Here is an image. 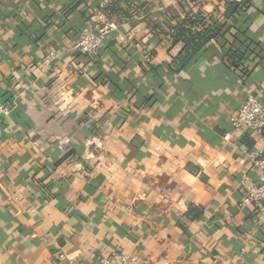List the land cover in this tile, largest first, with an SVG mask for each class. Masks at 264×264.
<instances>
[{
  "label": "crops",
  "instance_id": "obj_1",
  "mask_svg": "<svg viewBox=\"0 0 264 264\" xmlns=\"http://www.w3.org/2000/svg\"><path fill=\"white\" fill-rule=\"evenodd\" d=\"M113 5L89 58L72 48L97 0H0V264H264V211L238 206L264 138L230 123L248 94L264 106V0L235 24L221 0ZM188 13L245 39L247 75L221 41L167 73L181 44L166 28Z\"/></svg>",
  "mask_w": 264,
  "mask_h": 264
},
{
  "label": "built area",
  "instance_id": "obj_2",
  "mask_svg": "<svg viewBox=\"0 0 264 264\" xmlns=\"http://www.w3.org/2000/svg\"><path fill=\"white\" fill-rule=\"evenodd\" d=\"M223 2L240 3L242 0H221ZM98 11L92 26L83 28L73 45V50L79 54L93 58L102 48L106 37L114 28L107 14L113 0H97ZM59 56L57 51L48 52L43 65L49 68L50 63ZM10 114V108L1 100L0 122ZM230 123L234 130H246L264 138V106L255 95L248 94L240 108L230 116ZM97 142V141H96ZM94 143V142H93ZM87 149L90 144H87ZM86 149V151H87ZM243 197L239 202L240 208L256 206L261 213L264 211V150L259 149L248 157L247 172L241 179ZM63 253L58 255V261H63ZM99 264H134V258L125 254H112L101 258Z\"/></svg>",
  "mask_w": 264,
  "mask_h": 264
},
{
  "label": "trees",
  "instance_id": "obj_3",
  "mask_svg": "<svg viewBox=\"0 0 264 264\" xmlns=\"http://www.w3.org/2000/svg\"><path fill=\"white\" fill-rule=\"evenodd\" d=\"M251 2L252 0H242L240 3L224 2L226 8L223 19L230 21L231 24H235L241 13L248 8ZM114 9L115 8L112 3L110 8L107 10L109 18H111L113 13H115ZM82 29H80L76 34V40ZM166 29L168 30L167 34L169 35L172 44H181L179 53L171 60L170 63H168L167 73L171 75H178L209 46L214 43H220V41L221 44L219 48L229 67L235 70L240 69V71L245 75L249 73L248 68L244 67V65L251 59L252 54L246 49V51H241V48L244 46L245 39L233 37L231 42L225 40L231 26L215 21L212 17L202 13H188L183 19L172 22ZM104 47L105 42L99 52L102 51ZM137 101L140 104L148 102L147 100L142 102L140 99ZM194 211L195 209L191 208L188 211V215H192ZM196 214L199 216L200 212Z\"/></svg>",
  "mask_w": 264,
  "mask_h": 264
}]
</instances>
